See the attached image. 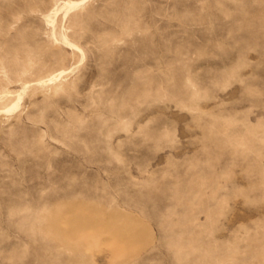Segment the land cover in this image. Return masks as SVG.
I'll use <instances>...</instances> for the list:
<instances>
[{"label":"rangeland","instance_id":"obj_1","mask_svg":"<svg viewBox=\"0 0 264 264\" xmlns=\"http://www.w3.org/2000/svg\"><path fill=\"white\" fill-rule=\"evenodd\" d=\"M0 264H264V0H0Z\"/></svg>","mask_w":264,"mask_h":264}]
</instances>
